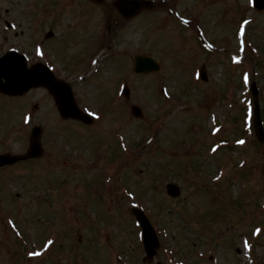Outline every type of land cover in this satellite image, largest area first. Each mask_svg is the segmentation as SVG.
<instances>
[{"label": "rangeland", "instance_id": "rangeland-1", "mask_svg": "<svg viewBox=\"0 0 264 264\" xmlns=\"http://www.w3.org/2000/svg\"><path fill=\"white\" fill-rule=\"evenodd\" d=\"M16 2L19 9L25 7L26 0ZM39 3L48 8L37 14L40 34L33 36L25 25L17 30L18 40L30 50L31 62L55 57L54 72L71 83L77 104L94 124L63 119L47 90L19 98L0 95V153L24 154L35 126L43 128L44 149L39 159L0 171V264H112L110 248L113 264H149L133 206L148 215L162 243L153 264L247 263L249 246L239 235H250L264 217L259 211L264 144L240 113L253 104L248 80L257 83L264 109V11L250 8V0H163L154 14L142 12L124 21L114 16L108 0L102 7L81 2L73 9L63 0ZM7 6L0 3L4 10ZM102 12L110 19L104 17L103 24L114 16L112 32L108 37V24L96 39ZM57 15L71 17L59 22ZM198 26L205 32L203 44ZM52 32L54 37L46 39ZM13 37L11 42L17 40ZM37 39L48 47L43 56L38 46L33 48ZM250 39L248 48L257 50L239 54ZM105 41L109 48L99 53ZM207 44L215 47L212 53ZM96 54L101 56L94 66ZM137 54L157 59L161 71L134 74ZM233 57L241 63L235 65ZM203 66L207 82L199 78ZM93 68L96 72L87 76ZM124 86L130 89L128 99L122 95ZM134 105L141 108L139 118L131 114ZM222 164L228 166L226 176L215 181ZM168 183L179 186L178 198L168 196ZM18 230L22 236L26 230L34 242H47L42 256L28 258L43 244L26 248L27 240L19 243L15 236ZM223 239L226 249L219 248ZM206 244L219 248L220 261L215 255L216 262L210 263ZM251 264H264V239Z\"/></svg>", "mask_w": 264, "mask_h": 264}, {"label": "water", "instance_id": "water-1", "mask_svg": "<svg viewBox=\"0 0 264 264\" xmlns=\"http://www.w3.org/2000/svg\"><path fill=\"white\" fill-rule=\"evenodd\" d=\"M260 0H257L258 6L261 7ZM264 3H262V6ZM264 7V6H263ZM130 8L135 10L133 5ZM135 71L137 73H148L158 69L157 63L144 57L136 56L134 58ZM38 87H46L54 96L61 115L65 118L80 120L87 124L91 119L83 115L76 106L72 91L69 85L56 80L50 70L42 64H37L31 68L27 67L26 58L17 52H11L0 59V91L9 95H23L29 90ZM134 113L139 114L137 108L133 109ZM255 126L257 135L261 141H264V130L261 123L259 112H256ZM41 129L34 128L32 132L31 146L28 154L24 157H11L0 155V168L6 165H12L18 161L35 158L42 154L40 138ZM170 193L173 196L178 195V189L170 186Z\"/></svg>", "mask_w": 264, "mask_h": 264}, {"label": "flooded vegetation", "instance_id": "flooded-vegetation-1", "mask_svg": "<svg viewBox=\"0 0 264 264\" xmlns=\"http://www.w3.org/2000/svg\"><path fill=\"white\" fill-rule=\"evenodd\" d=\"M0 2L3 3L1 0H0ZM52 4L55 5V2H53ZM89 4L93 7V5L90 2H89ZM39 5L41 6L40 10L36 9L35 5H32V7H31V9L33 10V14H35L34 17H36L38 19H39V17H38L37 14H40V11H44V13L48 11L47 5H41V4H39ZM79 15L80 14H77L74 17L78 19ZM27 16H30V15H27ZM57 16L59 17V22H60V18H61V20L63 22V21H65V19H64L65 17H71V16H64V15H57ZM21 17H24V16H21ZM13 20L17 22V15L13 14V6H10V8H7L5 10V13H2L0 15V31H2V36H1L2 37V41L0 42V48L2 50H0V56L3 55L4 53H6L7 51L13 49V47H15L13 45H15L17 43H19L20 45L23 44V43H21L18 40V34L17 33L15 34V37H13L14 39L15 38L17 39L16 41L11 42L10 38L8 37L9 34L13 33L14 28L16 27V23L15 22L13 23ZM28 20L30 21V25L29 26H31L33 28L32 29L33 33H35L36 37H37L38 34H40V32H41V22H40L41 20H37L34 23V20H33L32 16L30 18H28ZM22 21H24V20H22ZM20 26L21 25H18V27H20ZM61 26H62V24H61ZM56 27H57V25H56ZM56 27L54 29V32H56ZM37 31H38V34H37ZM1 37H0V39H1ZM53 37H54V33L53 32L52 33H48L46 35V39H52ZM35 42H36V44L33 46V48L36 45H41L43 47V44L45 43V41L39 40V39L36 40ZM44 47H45L44 48L45 50L43 49V51H45V53H46L47 50H48L47 49L48 47L47 46H44ZM54 60H55V57H53V56L52 57H48V61L49 62H55Z\"/></svg>", "mask_w": 264, "mask_h": 264}, {"label": "snow or ice", "instance_id": "snow-or-ice-1", "mask_svg": "<svg viewBox=\"0 0 264 264\" xmlns=\"http://www.w3.org/2000/svg\"><path fill=\"white\" fill-rule=\"evenodd\" d=\"M242 143V142H241Z\"/></svg>", "mask_w": 264, "mask_h": 264}]
</instances>
